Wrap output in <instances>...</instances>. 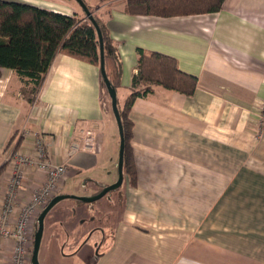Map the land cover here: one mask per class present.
<instances>
[{"label": "crops", "instance_id": "obj_1", "mask_svg": "<svg viewBox=\"0 0 264 264\" xmlns=\"http://www.w3.org/2000/svg\"><path fill=\"white\" fill-rule=\"evenodd\" d=\"M17 1L85 17L75 0ZM84 2L117 44L122 105L137 48L174 58L196 87L186 95L155 85L134 99L129 171L96 202L56 204L44 219L40 264H264V130L256 115L264 0H224L215 13L170 17L126 13V0ZM88 125L99 132L96 154L76 150ZM35 136L66 166L57 193L83 186L81 195L93 196L117 180L119 133L97 66L57 54L32 102L16 72L0 70V166L13 152L34 155ZM11 169L6 163L0 174V207ZM45 180L27 170L22 200ZM12 246L2 242L0 264H10Z\"/></svg>", "mask_w": 264, "mask_h": 264}, {"label": "trees", "instance_id": "obj_2", "mask_svg": "<svg viewBox=\"0 0 264 264\" xmlns=\"http://www.w3.org/2000/svg\"><path fill=\"white\" fill-rule=\"evenodd\" d=\"M223 2L224 0H126L124 11L132 15L161 17L195 15L215 13L221 9ZM88 9L91 11L89 7ZM93 17L101 32L104 71L110 86L116 91L121 74L118 47L110 37L106 25L94 15ZM136 53L137 72L133 76L130 93L125 98L124 104L121 107L117 106L124 137L123 173L129 171L126 159L129 128L127 113L134 99L147 95L155 85L186 95L191 94L196 87V78L182 72L174 58L142 48H137ZM57 54L93 64L100 70L98 35L86 16L65 15L23 1L0 0V70L8 68L16 72L22 92L29 102L38 97L50 65ZM101 83L106 89L102 76ZM108 100L111 107L109 95ZM19 141L14 149L17 148ZM5 166L6 163L0 166V173ZM58 194L55 193L51 198ZM76 202L84 203L79 200ZM55 206L56 204L49 212ZM41 210L32 226L30 255L38 225L37 218Z\"/></svg>", "mask_w": 264, "mask_h": 264}, {"label": "built area", "instance_id": "obj_3", "mask_svg": "<svg viewBox=\"0 0 264 264\" xmlns=\"http://www.w3.org/2000/svg\"><path fill=\"white\" fill-rule=\"evenodd\" d=\"M256 115L260 129L264 130V100L259 104ZM98 136L97 129L88 125L82 131L76 150L81 153L96 154L99 149ZM34 145V155L13 152L8 159L12 166V176L7 184L5 200L0 207V247L3 241L13 242L10 264H28L30 234L34 219L55 195L66 173L65 164L52 162L45 152L43 142L37 136L34 138ZM32 168L46 174V180L32 191L27 201H23L19 190L25 172Z\"/></svg>", "mask_w": 264, "mask_h": 264}, {"label": "water", "instance_id": "obj_4", "mask_svg": "<svg viewBox=\"0 0 264 264\" xmlns=\"http://www.w3.org/2000/svg\"><path fill=\"white\" fill-rule=\"evenodd\" d=\"M81 9L83 10L86 18L93 24V26L96 29L98 39H99V49H100V72L101 76L103 78V82L106 88V91L110 97L111 100V108L112 112L114 114V118L117 124L118 128V133H119V154H118V176L117 180L113 182L112 184H109L105 186L99 193L93 195V196H74V195H69V194H58L54 196L53 198L50 199V201L47 203V205L41 210L37 221V229L34 233V240H33V246H32V251L30 255V262L31 264H40L39 259H38V253H39V247H40V242H41V237H42V232H43V227H44V219L49 212V210L58 202H60L63 199L70 198V199H75L83 202H93L96 201L103 196H105L109 191L119 187L122 183L123 180V171H122V166H123V152H124V137H123V127L120 119V115L117 109V104H116V91L110 86V83L106 77L105 71H104V63H103V50H102V37H101V32L100 29L93 17V13L88 9L86 3L84 0H75Z\"/></svg>", "mask_w": 264, "mask_h": 264}, {"label": "rangeland", "instance_id": "obj_5", "mask_svg": "<svg viewBox=\"0 0 264 264\" xmlns=\"http://www.w3.org/2000/svg\"><path fill=\"white\" fill-rule=\"evenodd\" d=\"M116 104H117V106L118 107H121V101L119 100H117V96H116ZM4 163H7V164H10L8 161H6V162H4ZM3 163V164H4ZM3 171V170H2ZM11 171H12V169H11ZM1 174V173H0ZM7 184V183H6ZM42 184V183H41ZM40 184V185H41ZM39 185V186H40ZM38 186V187H39ZM38 187H36L35 189H37ZM7 189V188H6ZM34 190V189H33ZM32 190V191H33ZM83 191H85L84 189H83V186H82V188H78V189H73V190H71V194H69V195H74V196H85V195H81V193L83 192ZM32 193V192H31ZM57 193V192H56ZM99 193V192H98ZM108 193H110V192H108ZM19 194H20V190H19ZM31 195V194H30ZM95 195V194H94ZM5 196H6V191H5V195H4V197H3V200H2V202H4V200H5ZM30 197V196H29ZM99 200V199H98ZM71 201V200H70ZM97 201V200H96ZM96 201H93V202H96ZM96 204V203H95Z\"/></svg>", "mask_w": 264, "mask_h": 264}]
</instances>
